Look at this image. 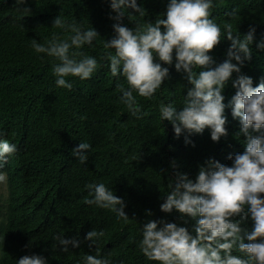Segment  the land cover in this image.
I'll use <instances>...</instances> for the list:
<instances>
[{"label": "trees", "instance_id": "16d2710c", "mask_svg": "<svg viewBox=\"0 0 264 264\" xmlns=\"http://www.w3.org/2000/svg\"><path fill=\"white\" fill-rule=\"evenodd\" d=\"M167 3L137 0L144 15L128 9L133 14L116 21L110 0H24L20 5L16 0H0V133L18 145L6 162L9 192L7 196L0 192V264H15L21 256L34 253L45 256L48 264H77L84 254L95 255L97 246L100 255L111 253L115 264H159L140 251L139 229L149 220L184 224L178 211L160 209L170 180L178 172L194 179L209 158L231 166L229 154L244 151V136H236L240 124L230 106L224 112L227 135L218 142L211 139L208 127L177 137L171 122L161 120L160 104L174 102L182 107L191 87L184 73L175 69V57L172 64L161 61L169 72L152 97L134 92L143 113L139 119L118 100L117 84L129 85L123 77L112 76L108 61L101 59L106 52H114L104 48V41L115 36L114 23L134 28L154 22L157 16L164 18ZM233 8L237 15L225 14ZM57 15L98 33L93 45L79 49L97 58V70L85 80L69 77L71 90L54 83L52 64L58 61L30 47L31 38L44 43L53 33L66 35L63 29L52 27ZM211 16L221 27L219 43L209 50L217 63L226 59L231 43L224 37L225 24L241 36L254 27L251 59L240 71L256 86L264 78V49L256 48L264 36V0H214ZM237 75L233 72L222 90L226 105L235 93L232 80ZM80 141L92 145L84 163L72 155ZM94 180L104 182L122 198L127 221L84 202L88 197L84 186ZM185 219L191 230L195 221ZM251 225L250 219L242 220V227L250 229ZM93 228L103 229L105 235L90 248L84 237ZM56 233L75 237L79 247L69 245L68 252L60 251L53 239ZM233 254L243 255L236 249Z\"/></svg>", "mask_w": 264, "mask_h": 264}, {"label": "clouds", "instance_id": "9594fccd", "mask_svg": "<svg viewBox=\"0 0 264 264\" xmlns=\"http://www.w3.org/2000/svg\"><path fill=\"white\" fill-rule=\"evenodd\" d=\"M16 3L23 4L24 0ZM213 4L214 0H168L164 18L157 16L154 22L134 28L114 23L115 36L104 41V48L114 52H106L101 59L108 61L112 76L123 77L129 85L125 88L117 84L121 93L118 100L132 116L139 119L143 115L137 95L152 97L167 78L169 69L161 61L172 64L175 57V69L184 73L191 87L184 95L182 107L177 108L174 102L160 104L161 120L171 122L177 137L184 131L201 133L208 127L211 139L218 142L227 135L224 112L230 106L231 115L240 124L236 136H244V151L228 156L231 166L209 158L199 167L194 179L178 172L170 180V191L160 209L168 213L178 211L184 224L149 220L139 229L140 251L148 260L159 264H264V196L259 195L264 193V78L253 86L252 78L240 71L241 65L251 59L255 29L250 27L246 34L234 35L232 25L225 24L224 37L231 43L226 59L217 63L209 53L221 39V27L211 16ZM110 8L116 13L113 17L116 21L133 12L144 15L137 0H110ZM225 14L235 16L237 12L233 8ZM52 27L63 29L66 35L62 38L53 33L44 43L31 38L30 47L35 53H44L58 61L52 64L54 83L71 90L73 81L69 77L85 80L97 70V58L79 49L85 44L93 45L98 33L93 27L84 28L81 23L69 22L61 15L53 19ZM256 48L264 49V36L256 42ZM196 68L200 70L194 71ZM233 72L238 74L232 80L235 93L226 105L222 90ZM185 142H189L188 137ZM91 147L87 141H80L72 155L84 163ZM17 151L18 145L0 133V192L3 194L2 188L7 194L10 189L6 162ZM84 187L88 190L86 204L108 209L117 219H129L122 198L104 182L94 180ZM185 217L195 221L191 230L185 226ZM244 219L251 220L250 229L241 226ZM104 235L103 229L93 228L84 239L90 241L91 248ZM53 239L62 252H68L69 245L73 248L80 245L78 239L65 238L63 233L54 234ZM234 249L243 255H234ZM15 264H48V260L34 253L21 256ZM77 264H115V261L111 253L100 255L97 246L95 255L86 253Z\"/></svg>", "mask_w": 264, "mask_h": 264}, {"label": "rangeland", "instance_id": "374dc122", "mask_svg": "<svg viewBox=\"0 0 264 264\" xmlns=\"http://www.w3.org/2000/svg\"><path fill=\"white\" fill-rule=\"evenodd\" d=\"M2 189H3V191H5L4 194L7 195V191L5 190V188H2Z\"/></svg>", "mask_w": 264, "mask_h": 264}]
</instances>
